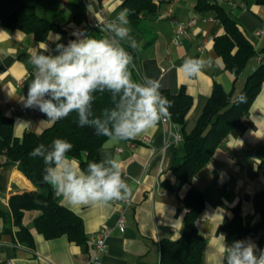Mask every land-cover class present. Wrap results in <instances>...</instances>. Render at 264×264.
I'll return each mask as SVG.
<instances>
[{
  "label": "crops",
  "instance_id": "obj_1",
  "mask_svg": "<svg viewBox=\"0 0 264 264\" xmlns=\"http://www.w3.org/2000/svg\"><path fill=\"white\" fill-rule=\"evenodd\" d=\"M24 1L33 4L38 15L60 24L69 33L79 31L86 36L98 35L93 27L100 17V8H105L104 16L110 19L122 11V0ZM196 1L160 0L155 14L140 15L136 23H130L131 35L139 48L133 49L127 42L124 43L143 78L158 79L162 85L160 91L176 94L183 89L191 96L192 106L184 127L186 132L194 128L213 86L219 84L235 97L244 87L246 78L243 73L246 67L255 59V55L250 57L240 74L233 75L225 67L214 45V38L225 33L224 26L213 13H198ZM216 2L236 21L252 48L261 50L264 46V0ZM169 7L172 15L178 19L186 20L196 15L207 20H198L181 35L179 43L175 45L171 42L172 24L169 17L157 18ZM256 29L263 30L259 39L253 38ZM57 35L59 40L56 39ZM62 40L60 33L50 31L43 41L37 42L32 35L21 30H9L0 23V108L13 119L14 133L18 137L26 131L41 132L53 123L42 122L47 117L38 109L25 108L21 98L26 96L27 87L33 79V68L29 63L31 53L40 51L46 44L49 49L46 54L55 55L56 45L61 44ZM187 57L211 58L214 66L202 71L197 77L188 78L179 67ZM143 78L135 75L136 80L142 81ZM243 116L247 118L246 123L239 121L215 149L208 163L195 174L191 183L176 179L171 172L181 143L172 141L168 124L160 121L131 140L107 138L99 150L100 158L103 159L105 154L116 158L130 188L128 198L131 203L124 211V226L120 228L116 225L118 204L73 206L60 203L55 196L61 205L80 217L86 240L76 243L65 235L47 239L35 228L34 219L38 212L25 211L21 224L32 235V245H27L18 240V227L13 224V220L0 216V260H11L13 264H90L93 254L90 235L108 226L112 231L107 240L103 264H157L161 239H175L182 232L185 214L182 198L194 186L204 197V208L196 220L198 232L205 241L202 262L220 264V235L225 236L222 226L232 218L234 209L237 208L250 226L261 221V210L264 209V82ZM172 132L181 136L176 124ZM143 136L149 137V145L139 142ZM133 142L135 144L131 146ZM118 148L121 151H117ZM5 159V156L0 155V171L6 177L5 189L0 192V205L8 210L11 195L35 188L19 167L4 166ZM261 233L264 230L259 229L245 239L256 245L257 255Z\"/></svg>",
  "mask_w": 264,
  "mask_h": 264
},
{
  "label": "trees",
  "instance_id": "obj_2",
  "mask_svg": "<svg viewBox=\"0 0 264 264\" xmlns=\"http://www.w3.org/2000/svg\"><path fill=\"white\" fill-rule=\"evenodd\" d=\"M156 0H122L121 9H129L130 23H136L140 15L155 14L159 8ZM195 9L205 15L213 13L214 17L224 26L225 33L214 38L217 52L222 56L225 67L238 76L248 59L257 51L239 30L236 21L220 6L216 0H197ZM0 23L9 30H21L32 35L35 41H43L50 31L63 36L61 44L67 45L77 37L69 33L60 24L38 15L33 4L24 0H0ZM92 36L99 37L97 34ZM237 47L236 51L232 50ZM259 52L264 53V46ZM264 58V56H263ZM263 61V59H262ZM259 62L255 70L246 79L242 90L233 97L219 85L215 84L203 110L190 132L184 130L186 116L192 106V98L183 89L173 94L161 90V94L172 102L171 120L179 127L181 141L171 166V172L176 179L192 182L195 174L208 163L215 149L224 138L239 123L245 115L255 96L264 82V63ZM132 70V69H131ZM133 72V70H132ZM135 79V73L133 72ZM246 99L239 101L240 96ZM108 93H97L93 110L100 115L104 109L112 107ZM54 138L66 139L73 144L71 156L79 160L81 168L86 169L90 161H99V150L108 137L97 136L90 127H79L75 113L53 122L41 132L26 131L20 137L14 133V121L6 116L0 108V155L5 156L4 166H17L27 179L31 181L34 190L13 194L8 200V210L0 205V216L11 218L18 227V240L32 245L30 231L21 224L25 211H37L34 219L37 231L45 238L51 239L67 236L70 241L82 243L86 240L80 217L61 205L56 199L52 188L43 182V161L31 157L30 152L39 144L50 145ZM166 186L168 184L164 182ZM6 177L0 171V192L4 191ZM182 203L185 207L184 225L179 237L163 238L159 244V261L157 264H203L204 238L198 232L196 220L204 208V197L194 186H191ZM261 221L250 226L234 209L232 218L225 222L222 230L226 242L245 240L248 235L264 230V209L261 210ZM259 247L264 249V233L259 235Z\"/></svg>",
  "mask_w": 264,
  "mask_h": 264
},
{
  "label": "clouds",
  "instance_id": "obj_3",
  "mask_svg": "<svg viewBox=\"0 0 264 264\" xmlns=\"http://www.w3.org/2000/svg\"><path fill=\"white\" fill-rule=\"evenodd\" d=\"M130 11L125 8L107 21L100 37L86 36L76 31L77 38L67 45L57 44L55 55L47 45L31 53L29 63L33 79L22 97L25 108L38 109L47 120L55 122L75 113L79 127H90L97 136L124 141L131 140L155 127L162 119L170 118L172 102L161 94L158 79L133 77V56L124 47L139 45L131 35ZM60 39L59 35L56 37ZM214 66L211 58L187 57L179 66L188 78L197 77ZM108 93L112 107L96 115L93 105L97 93ZM244 96L239 101H245ZM73 144L54 138L50 145L43 143L29 153L43 161V182L48 184L60 203L73 206H109L126 200L130 188L122 175L120 162L105 154L99 161H90L86 169L70 155ZM220 264H264V249L256 254V245L248 240L231 244L220 235Z\"/></svg>",
  "mask_w": 264,
  "mask_h": 264
},
{
  "label": "built area",
  "instance_id": "obj_4",
  "mask_svg": "<svg viewBox=\"0 0 264 264\" xmlns=\"http://www.w3.org/2000/svg\"><path fill=\"white\" fill-rule=\"evenodd\" d=\"M159 1V0H156ZM105 13V8H100L99 10V14L100 17L98 20L95 21L94 23V29L97 31L98 35L102 36L105 35L104 33L99 32V28L102 27L107 21L111 20L110 18H106L104 16ZM164 16L169 17V21L172 24V40L171 42L173 44H178L181 35L190 27L194 26L196 24V22L198 20H207V18H200L199 16H192L189 19L186 20H181L178 19L177 17L172 15L171 12V8L169 7L167 10H165L163 13H160L157 18H163ZM263 33L262 29H256L253 32V38L254 39H259L261 37ZM264 54L262 52L257 51L256 55H255V59L258 62H261L263 59ZM133 72L135 73L136 76L140 77L141 79L143 78L142 76V72L140 71V68H138L137 66H135L134 68H132ZM247 118L246 116H242L240 119V122L242 123H246ZM161 122L163 124H168L169 126V135L172 138V141L174 143H179L181 141V136L176 133V132H172V128L174 127V123L172 122L171 118H164L161 120ZM140 143L143 144H150V139L147 136H143L142 138H140L139 140ZM134 142L131 143V146H134ZM117 151H121L120 148L117 149ZM131 200L129 198H127L126 200L123 201H114L112 202L113 204H118L119 207V216L117 218L116 221V225L120 228H122L124 226V222H125V217H124V211L125 208L127 206L130 205ZM112 231L111 227L108 226H104L99 228L98 230L94 231L91 235H90V242L92 244V248H93V254L90 258V264H103V256L106 253V248H107V240L108 237L110 235ZM0 264H13V262L11 260H0Z\"/></svg>",
  "mask_w": 264,
  "mask_h": 264
},
{
  "label": "rangeland",
  "instance_id": "obj_5",
  "mask_svg": "<svg viewBox=\"0 0 264 264\" xmlns=\"http://www.w3.org/2000/svg\"><path fill=\"white\" fill-rule=\"evenodd\" d=\"M257 60L253 59L250 61V63L248 64V66L246 67L243 75L245 74V78L248 76V74L253 71V69L256 67V65L259 63L256 62Z\"/></svg>",
  "mask_w": 264,
  "mask_h": 264
}]
</instances>
